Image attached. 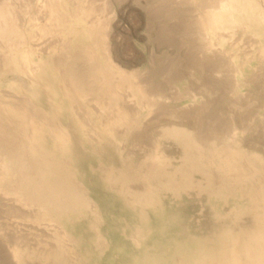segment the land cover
<instances>
[{"label": "bare ground", "instance_id": "6f19581e", "mask_svg": "<svg viewBox=\"0 0 264 264\" xmlns=\"http://www.w3.org/2000/svg\"><path fill=\"white\" fill-rule=\"evenodd\" d=\"M73 1H45L38 11V14L43 10L48 12L45 23L41 24V21H30L32 13L19 14L15 0L0 1V76L13 75L12 81L0 84V90L9 88L18 93L22 85L21 92L29 97L30 105L17 108L0 98V191L5 189L14 195L18 204L33 216L23 222L28 221L47 234L48 243L39 246L43 252L40 261L52 264H264V157L258 152L246 151L239 144L237 132L228 136L227 142L215 140L205 146L196 142L197 131V136L189 135L184 130L186 127L164 125L166 129L161 126L162 132L152 141L153 151L147 163L140 165L137 160L139 165L134 164L132 152L128 153L126 148L124 153L127 150L129 157L123 153L120 147L123 143L118 144L115 130L138 125L141 118L156 111L158 99L139 81L144 66L139 68L130 60L121 59L117 40L108 31L109 24L98 18L91 19L94 11L89 7L90 0H78L76 5ZM135 1L140 4L147 0H124V3L128 6ZM188 1L194 17L193 31L201 46L197 51L204 60L212 57L221 62L226 58L231 63L235 94L236 90L243 91L258 81L257 77L264 72V0ZM138 9L142 8L138 6ZM58 36L67 44L63 51L55 44L57 39L49 42ZM236 36L253 40V49L241 54L227 49L226 45L236 40ZM143 37L144 34H138V39ZM149 37L152 38L150 33ZM148 39L144 44L135 45L145 59L138 56L140 65L143 60L149 63L153 55L155 44H149L153 39ZM69 59L71 66L65 68L66 63H62ZM81 62V71L87 72L86 81L80 67L74 71ZM199 69V72L195 69L198 74L203 71ZM253 74L257 75L255 80L250 77ZM185 79L179 78L178 82ZM186 82V88L191 87V82L187 79ZM187 90H180L173 100L179 103L187 99L190 96ZM89 96L97 105L96 116L100 118L101 114L106 118L104 124L97 122L96 112L84 106ZM21 98L23 102L25 97ZM127 102L135 108L127 109ZM259 118L262 120V115ZM6 127L13 133L5 134L9 131H4ZM86 127H89L88 134H84ZM19 132L21 143L13 147L10 138ZM86 135L93 142L88 148V141L83 140ZM217 218H220L218 224ZM19 248L18 245L13 248V258L16 264H24L28 259L26 251ZM31 255L35 259L39 252Z\"/></svg>", "mask_w": 264, "mask_h": 264}, {"label": "rangeland", "instance_id": "374dc122", "mask_svg": "<svg viewBox=\"0 0 264 264\" xmlns=\"http://www.w3.org/2000/svg\"><path fill=\"white\" fill-rule=\"evenodd\" d=\"M0 1H2V0H0ZM15 1L17 2L18 11H20L19 14L23 15L25 13H29V14L32 13L30 15L31 16L30 21L32 23L34 21L36 23H39L41 21L39 24L45 23L44 18L48 14L47 10H46L47 14L43 10V12L40 13L41 15L38 14L39 13L38 11L41 8V5H43L44 3H46L45 1H47V0H38V1L37 0H31V1L30 0H22L23 2L21 0H15ZM117 1L118 0H114V2H113V0L111 2H110V0H90V2H91L90 4L91 5H89V7H91L93 9V11H94L93 12L94 15L91 17V19H95L96 20V18H98L99 20L106 21L109 24L108 31H110V33L112 32L111 35L113 34V36L117 40V51H118L121 59H123L124 61L130 60L131 61L130 63L136 64L137 65L136 67H139L140 66L139 68H141L142 65L144 66L145 69L143 68L144 70L141 73L142 75L139 74L140 75L139 76V81H142V83H144V87L146 86L145 89L147 88L146 90L149 92V94H151L153 96L156 95L154 97V99H156V100L158 99L157 101L155 100L156 101V104H157V106L155 104L156 111L153 112V113H151V115H149L147 117L141 118L138 125L134 126L133 128H130V129H129V127H127V128L126 127H118L115 130L116 131L115 134H118V135H116V137L117 136L120 137V138L117 137L119 139L118 140V144L119 143H123L122 145L119 144L120 147L123 149V153L125 151L124 149L127 148V150L129 152L126 150V153L127 152L128 153H131L132 152V154L130 156H131V158L134 159V164H136L137 163V160H138V163L140 165H141V163L143 165H145L147 163L148 158H149V154L153 151V146H154L153 142H155V138H157V135L159 136V134L162 132L163 128L165 130L166 128H171V127H174L175 125H179L181 128L182 127H184V128L186 127V129H184V130L186 132L188 131L187 133L189 135H191V133L196 135L197 132H198V134H197L198 136L196 135L197 138H198V140H196V142H198V143H200L202 145H205V146L208 145V144H211V143H215V142H219V143L220 142L223 143V141L224 142H227L228 141L227 140V137L230 136V135H233V133L237 132L239 134L238 135L239 144H242V147L243 148H246V151H249L250 150L251 152H255V153L258 152L257 154H259V155H261V156L264 157V151H263L264 150V110H263V108H264L263 107L264 106V85H263L264 84V81H263V79H264V72L263 73H260V75L257 77L258 78L257 79L258 81H256V82L254 81V83H252L251 85H249L248 87H246L245 90H243V91H239L238 90L239 91L238 92L236 90L235 92H237L238 94L237 93L235 94V93H233V91L235 90V86H234V83L231 81L232 80V74H233V72H232L233 68L231 67V63L229 61H227L226 58L224 60L222 59L221 62H218V59H216V61H215V59L212 58V57H209L208 59L204 60L203 55L200 54L199 51H197L198 50V47H201V46H200V43H199L198 39H196L197 36L194 34V31H193V29H194V25H193L194 24V17H193V14L191 12L192 6H191V4L189 3L188 0H169V1L168 0H158V1L157 0H147L146 2H141L140 4L138 3V1L137 2L135 1V3H132L131 2L129 4L131 6H129V5L126 6V4L124 3V0H119L120 3L117 2ZM73 2H74L73 3L74 5H76L77 2L79 3L78 0H74ZM117 3H119V4L116 5ZM149 3H150V5H149ZM141 4L142 5L144 4V5L142 6ZM136 5H138L139 8H142V9L141 10L138 9V6H136ZM180 5H183V6H180ZM134 6H136V7H134ZM174 8H175V10H174ZM25 9H28L29 11L28 10H25ZM187 9H189V10H187ZM98 10H99V13H98ZM142 11H143V13H142ZM158 11H159V13H158ZM116 12H117V14H116ZM144 12H145V14H144ZM100 14H102V15H100ZM143 14H144V16H143ZM33 15L35 17H33ZM102 18H103V20H102ZM110 24H111V27H110ZM111 28H113L114 31H112ZM149 33H150V36H152V38L149 37ZM138 34H144V37H143L144 39L143 40L142 39H138ZM146 38L147 39L148 38L153 39V40H151V43H149V44H151V45H154L155 44L154 51H153V55L149 57L152 62H154L153 59H155V62L153 64H152L151 61H149V63H145L144 62V60H145L144 57L141 56V53L138 52L139 50L135 46L136 44L139 45L140 43L141 44H144L147 41ZM150 39H148V40H150ZM192 39H193V41H192ZM51 41L52 42L53 41L54 42L57 41L55 44L61 50H62V48H64V49L66 48L64 46H66L67 44H63L62 38H59V36L58 37H52L49 42H51ZM190 42H191V44H190ZM193 42H194V44H193ZM57 43H59V44H57ZM160 44H162V45H160ZM228 44H230V45H226L228 48L226 46H225V48H227V49H234L239 54L244 53V52L245 53L246 52H250L253 49V46L255 45L254 44V41L253 40H250L248 37L242 38V37H239V36L238 37L236 36V40H231V42L228 43ZM166 46H167V48H166ZM191 48L193 49V51H192ZM22 53H23V51H22ZM155 53H157L158 55L155 54ZM180 54H183V56L180 55ZM166 55H167V58H166ZM185 55H187V56H185ZM61 56H62V54H61ZM138 56L139 57L141 56L142 59H144L143 62H141V65L138 64L139 63L138 62V58H139ZM209 56H211V55H209ZM160 57H161V59H159ZM198 58H200V59H198ZM164 60H166V61H164ZM157 62H159V63H157ZM212 62H213V64H212ZM82 63L83 62H81L80 64L77 63L76 66H75L74 71L76 69L79 70V67H80V73L82 74L81 76H82L83 80L86 81L85 77L87 76V72H86V70L85 71H83V70L81 71ZM62 64H65V65H63L65 68L68 67V66L70 67L71 66V61L69 59L68 62L67 61H64ZM145 64H146V67H145ZM154 64H156V65H154ZM147 65H148V67H147ZM147 68H150V69L148 70ZM197 68L198 69L199 68H202L203 69L202 73L200 72L198 74L196 72V70H198ZM156 69H158V70H156ZM175 69H177V70H175ZM199 70L201 71V69H199ZM199 70H198V72H199ZM218 70L221 73L220 75H219V71ZM157 71H159V72H157ZM146 73H147V75H146ZM161 73H163L164 75H162ZM193 75H195V76H193ZM197 75L198 76L200 75L202 77H198ZM216 75H217V77H216ZM4 76H0V84L1 85H5V84L9 83V80H11V81L13 80V75H11V74H9V75L6 74ZM256 76L257 75L253 74L250 77L255 80ZM2 77H4V78H2ZM9 77H10V79H9ZM141 77H142V79H140ZM151 77H153V78L150 79ZM160 77H162V78L159 79ZM179 78H184V79L186 78L188 80V82H191L192 83V84L190 83V86L191 87H187L189 91L187 90L186 85H185V84H187L186 79H185L184 82H182V81L181 82H178L179 81ZM218 78H221V79L219 80ZM154 79L156 81H158V82H161L162 84L156 82ZM201 79H202V81H201ZM194 80H197V81H194ZM259 80H261V81H259ZM199 81H201V82L199 83ZM151 82H152V84H150ZM150 85H152V86L155 85V87L154 86L151 87ZM182 85L184 87H182ZM148 86H150L149 87L150 89L148 88ZM177 87H179V89L181 88L180 90H182V92L184 90L185 91L187 90L190 93V96H188L187 99H185L186 101L184 100L182 102L177 103L178 101H174L173 100V98H175V96L178 94V92L179 93L181 92L179 89H177ZM223 87H224L225 90L223 89ZM20 88H22V85L19 87V92L18 93H17V90L15 91L14 89H9V88H6L4 91L0 90V92H2V93H0V98L1 99L4 98L3 100H7L8 103H11L12 105H14V107L16 106L17 108H24L23 107L24 105H25V108L28 107V106H30L29 103H28L29 97L25 93L22 94L23 92H21V91H23V89L21 90ZM230 88H231L232 92L230 91ZM203 89L205 91H203ZM11 92H13L14 94L10 95ZM15 92H16V94L18 96L19 95L20 96L19 97H16L17 95L15 94ZM192 92H194V93H192ZM227 92H229V95H228ZM230 93L232 95H230ZM7 94H8V96H14L15 98L14 97L9 98L7 96ZM170 94L173 97H171ZM201 94L203 96H201ZM158 96H159V98H157ZM194 96H196L198 98H196ZM228 96L229 97L230 96H235V97H230L229 98ZM237 96H238V98H237ZM243 96H244V98H243ZM21 97H23V98L25 97L24 98L25 100H23V102H21V100H20ZM189 97H191V98L188 99ZM231 98H233V99H231ZM15 99H17V100H15ZM91 99H93V98L89 96V98H87V100H85L86 102H85L84 106L86 108H88L90 111H92L93 113L96 112L95 118L99 119V120H97V122L98 123H101V124H104L106 118H104L101 114H100V118H99V116H96L98 114V108H97L96 103L93 102L94 100H91ZM163 99H165V100H163ZM193 99L195 100V102H196L197 105L196 104L195 105L193 104L194 103V100ZM26 101H27V103H25ZM15 102H16V104H14ZM18 102H19V104H17ZM198 102H199V104H198ZM207 102H208V104H207ZM167 103L170 104V105H168ZM86 104L89 105L90 107L87 106ZM125 104H126V108L127 109L129 108L130 110H132V109L135 108V106H133L134 105L133 103L130 104L129 102H127ZM158 104H162V105H158ZM163 104H165V105H163ZM17 105L18 106L20 105V106L18 107ZM181 106H183V107L181 108ZM173 108H174V110H172ZM166 111L168 113H165ZM181 112L183 113V116H182V114L180 115ZM195 114L196 115L198 114L199 116H196ZM200 114H202V115L200 116ZM256 114H259V115H256ZM159 115H161V116H159ZM174 115L176 117H174ZM261 115H262V120L263 121L259 118V117H261ZM186 116H187V119H186ZM170 117L171 118L172 117L173 118H176L177 120L176 119H170ZM220 117H221V120H220ZM252 117H254V118H252ZM155 118H157V119H155ZM159 118H161V119H159ZM211 119H216V121L215 120H211ZM154 120H156V121H154ZM184 121H186L187 123H185ZM232 121H233V123H232ZM148 122H150V123L152 122V125L150 123H148ZM253 123H255V125ZM261 123H262L263 126H261ZM194 124H197V125H194ZM140 125H141V130H139L140 129V127H139ZM164 125H166L165 126L166 128L163 127ZM190 125H191V127H190ZM193 125H194V127H193ZM241 125H242V127H241ZM158 126H159V128H158ZM187 126L190 127V128H187ZM195 126H197V127H195ZM228 126H230V128ZM7 127L4 129V131H6V130H9V131H6L4 133L5 134L13 133V132H11V129H9V128L7 129ZM201 127H204V128H201ZM86 128H87V132H86V129L84 128V130H85V132L83 131L84 134L85 133L88 134V128L89 127H86ZM217 128H218V130H217ZM241 128L243 129L242 130L243 132L240 131ZM132 129H133V131L135 129L136 130L133 132ZM159 129H160V132H159ZM224 129H225V131H224ZM249 129H250V131H249ZM157 130H158V132H157ZM244 130L246 132L245 135H244ZM251 130L252 131L255 130L254 131L255 133L251 132ZM145 131L147 133H145ZM189 131H190V133H189ZM195 131H197V132H195ZM242 133H243V136H242ZM129 134H131L132 136L129 135ZM143 134H144V136H143ZM251 134L252 135L254 134V135L251 136ZM16 135H18V136H16ZM145 135H147V136H145ZM211 135H212V138L213 139L211 138ZM88 136L89 135H86L85 138H83V140L84 141L87 140L88 141V144H89L87 146L86 145L87 143H84L85 146H84V144H83V146L85 148H86V146H87V148L90 147V144L93 143V142H90V137L91 136H89V137ZM17 137H19V138L17 139ZM243 137H245L244 140H243ZM20 138H21V132L16 133L14 135V138H13V136H12V138H10L11 142L13 143V147L14 146H17V145H20L21 140H22ZM130 138H132V140L135 141L136 143L133 142ZM135 138H137V139H135ZM126 139H128V141H126ZM150 139H151V141H150ZM136 140L138 141V143L140 141V145L137 143ZM120 141H122V142H120ZM129 141H130V143H129ZM149 142H152V143H149ZM208 142H210V143H208ZM132 143H134V144H132ZM14 144H17V145H14ZM129 144L132 145V146H130ZM143 144H145V145H143ZM136 145L139 146L140 148L137 147ZM141 145H143L146 148L142 147ZM124 146H126V147H124ZM145 149H146V151L148 153L145 151ZM126 153H124V154H126ZM133 154L134 155L137 154L136 156H138L139 158L136 157V156H134ZM127 156L129 157V154ZM143 161H144V163H143ZM138 163H137V165H139ZM216 173H218V172H216ZM217 178H218V176L215 175V179H217ZM7 190L10 191V188L7 187ZM0 198H1L0 199V264H16V261L13 258L12 250L17 245H18V248L21 247V246H22L21 247L22 249L24 248L23 250L21 248H19V249H21L22 251H26L25 255H26V257L28 259L25 260V263L24 264H26V263L27 264H31L32 262H33V264H40V262H41V264H52L50 262L44 263V262L40 261L41 258H42L41 257V253H43V252L40 250V247L39 246L48 243L47 242L48 241L47 234L44 231H42L41 229H39V228L37 230L36 225H34L32 227L33 224H31L30 222H28V221L27 222H23L24 220H31V218H33V216L30 213H28L22 207V205L20 203L18 204V202L14 198V195H12L10 193H7V191L5 189L0 191ZM7 199H9V200H7ZM4 205H6V206H4ZM9 209L10 210L12 209V210L10 211ZM199 212L200 211H198V213ZM8 213H10V214H13L14 213V214L13 215H10ZM26 214H28V215H26ZM21 217H22V219H21ZM28 217H30V218L28 219ZM217 221H216V223L218 224L219 221H220V218L219 219L217 218ZM30 224H31V226H30ZM38 231H39V233H38ZM16 233H18V234H16ZM33 234H35V235H33ZM20 235H21L22 239L20 238ZM32 236L33 237L34 236H37V238L35 237L36 238L35 239ZM24 240H26V241H24ZM39 242H41V243L39 244ZM42 242H43V244H42ZM36 244H38V245H36ZM37 251L39 252L38 257H36L35 259L32 258V255L31 254H34V252H37Z\"/></svg>", "mask_w": 264, "mask_h": 264}]
</instances>
